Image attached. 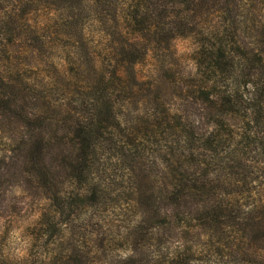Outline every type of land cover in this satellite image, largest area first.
<instances>
[{
    "label": "trees",
    "instance_id": "obj_1",
    "mask_svg": "<svg viewBox=\"0 0 264 264\" xmlns=\"http://www.w3.org/2000/svg\"><path fill=\"white\" fill-rule=\"evenodd\" d=\"M0 264H264V0H0Z\"/></svg>",
    "mask_w": 264,
    "mask_h": 264
},
{
    "label": "rangeland",
    "instance_id": "obj_2",
    "mask_svg": "<svg viewBox=\"0 0 264 264\" xmlns=\"http://www.w3.org/2000/svg\"><path fill=\"white\" fill-rule=\"evenodd\" d=\"M178 49L179 51H187V44L186 43H178ZM22 239L21 238H16L13 240L12 244H11V248L12 249H18L22 246Z\"/></svg>",
    "mask_w": 264,
    "mask_h": 264
}]
</instances>
